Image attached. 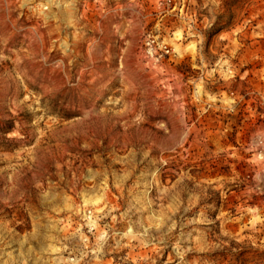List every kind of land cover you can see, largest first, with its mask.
<instances>
[{"label":"rangeland","instance_id":"rangeland-1","mask_svg":"<svg viewBox=\"0 0 264 264\" xmlns=\"http://www.w3.org/2000/svg\"><path fill=\"white\" fill-rule=\"evenodd\" d=\"M0 264H264V0H0Z\"/></svg>","mask_w":264,"mask_h":264}]
</instances>
